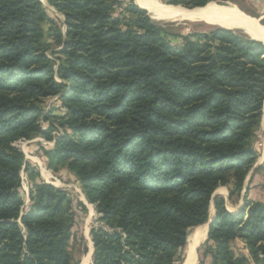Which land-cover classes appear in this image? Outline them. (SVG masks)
Wrapping results in <instances>:
<instances>
[{
    "label": "trees",
    "instance_id": "16d2710c",
    "mask_svg": "<svg viewBox=\"0 0 264 264\" xmlns=\"http://www.w3.org/2000/svg\"><path fill=\"white\" fill-rule=\"evenodd\" d=\"M168 2L204 8L214 0ZM47 3L64 30L41 0H0V264H78L68 193L36 183L24 206L20 172L29 164L12 147L53 140L59 129L54 149L44 150L49 168L76 170L104 224L91 231L93 264H175L212 203L198 264H264V203L245 197L231 213L214 196L222 186L241 192L257 160L264 44L215 29L175 46L133 0ZM54 97L63 115L44 129L42 104Z\"/></svg>",
    "mask_w": 264,
    "mask_h": 264
},
{
    "label": "rangeland",
    "instance_id": "374dc122",
    "mask_svg": "<svg viewBox=\"0 0 264 264\" xmlns=\"http://www.w3.org/2000/svg\"><path fill=\"white\" fill-rule=\"evenodd\" d=\"M42 1V0H41ZM134 1V0H133ZM164 5H170L169 0H157ZM43 2V1H42ZM184 3H190L191 0H183ZM135 3V1H134ZM44 4V3H43ZM215 6V7H226L230 9H236L242 11L247 16L252 19H259L261 14L264 13V0H214V2L208 3L206 6ZM138 6V5H137ZM174 6V5H171ZM181 6L187 10H195L197 8H192V6L176 5ZM205 6V7H206ZM46 11L51 20H53L57 25L62 26L64 22V16L58 13L54 8L49 5H46ZM139 7V6H138ZM148 15L152 21L164 28L170 34V42L175 46L183 45V38L185 36L194 35L197 33H209L215 29H222L217 24L211 21L206 22H189V21H180L174 19H161L153 16L149 11ZM262 25H264V20H261ZM46 32V40L51 46V51L59 52L61 50L60 45H56L54 40L51 38L50 25H43ZM63 30L65 29L62 26ZM234 31L235 33L251 38L247 35L246 32L240 29H228ZM50 52V51H49ZM50 57H53L48 53ZM60 56V55H58ZM63 58L62 56H60ZM56 58V57H54ZM43 116H49L50 120L40 121L44 129H48L49 126L54 124L55 127H58L56 118L63 115L61 109V103L58 100V97L49 98L44 101L42 104ZM264 110V109H263ZM263 119V116H262ZM59 129V128H58ZM63 135L61 129L54 131L52 133L53 140H47L41 136L34 138L33 140H20L14 144L12 147L18 149L24 154V160L29 164L28 171H25V166L22 167L20 172L21 174V191L24 199V206H29L30 204V189L36 183H47L54 186L57 189L65 190L68 193V197L72 202L76 217L75 225L72 229V238H71V251L74 255V258L78 264H81L84 257L88 256L91 253L92 258L89 264H93V254H94V243L91 236V231L93 228L104 226L102 222L99 221V215L97 213V205L89 203L86 194L83 190V184L81 182V177L78 176L76 170L71 169L70 165L67 163L60 166L58 169L49 168V159L46 157L44 150H52L55 146V140L58 136ZM263 140H264V131L262 128V122L259 129L256 132V139L254 141V149L256 151L257 160L247 177L244 188L241 192L234 191L232 194V185L222 186L218 188L215 192L216 196H225L226 205L231 210L229 196L232 195L234 203H238L239 200H242L244 207V200L247 197L251 201H258L264 203V160H263ZM51 176V180L46 178L45 174ZM84 205L86 210H83L82 206ZM228 208V209H229ZM239 208V209H240ZM213 210V211H212ZM236 212H238L236 210ZM235 212V213H236ZM216 214L214 204L212 203L210 209V218H213ZM207 229V238L199 245L196 250L197 261L196 264L203 258V253L206 249V244L208 240V223L201 225ZM200 227V226H199ZM107 228V227H106ZM198 228V227H196ZM196 228L190 229L188 232V240L186 247L181 250L175 261V264H184L187 259V253L189 245L193 243V237L195 235ZM244 246L245 243H244ZM246 248V247H245ZM248 254V251H247ZM249 257V255H248ZM210 264V257L205 260V264ZM251 263V262H250ZM251 264H254L253 262Z\"/></svg>",
    "mask_w": 264,
    "mask_h": 264
},
{
    "label": "bare ground",
    "instance_id": "6f19581e",
    "mask_svg": "<svg viewBox=\"0 0 264 264\" xmlns=\"http://www.w3.org/2000/svg\"><path fill=\"white\" fill-rule=\"evenodd\" d=\"M44 5H48L46 0H42ZM141 7L146 8L153 16L165 19H174L189 22H206L211 21L221 28L225 29H240L247 33L252 38L264 42V26L259 21L250 18L239 10H233L226 7L206 6L204 8H197L195 10H187L181 6L164 5L157 0H135ZM264 18V17H262ZM262 128L264 131V110L262 119ZM263 160H264V140H263ZM45 174V173H44ZM46 178L51 180L49 174H45ZM213 211V210H212ZM207 229L205 227L197 228L194 235V241L189 245V259L196 260V248L205 238ZM186 251V253H188ZM91 253L84 257L81 264H89L91 262Z\"/></svg>",
    "mask_w": 264,
    "mask_h": 264
},
{
    "label": "crops",
    "instance_id": "0c3cea01",
    "mask_svg": "<svg viewBox=\"0 0 264 264\" xmlns=\"http://www.w3.org/2000/svg\"><path fill=\"white\" fill-rule=\"evenodd\" d=\"M233 10H236V9H233ZM242 12V11H241ZM245 14V13H244ZM262 17H264V13L263 14H261V16H260V18L259 19H256L257 21H259V23L262 25V23H261V20L263 19L264 20V18H262ZM251 18V17H250ZM262 26H264V25H262ZM232 194V193H231ZM224 199H226L225 198V196H222ZM234 197V196H233ZM233 197H232V195H230L229 196V201H230V205L232 206L231 207V210H230V208L226 205V207H227V209L231 212V213H235L236 212V210L238 211L239 210V208L241 207V205H243V203H242V200H239L238 201V203H234L233 204V201H234V199H233ZM200 227H204V226H200ZM199 228V227H198ZM196 231H197V228H196ZM196 231H195V233H196ZM206 236H207V233H206ZM207 238V237H206ZM205 238V239H206ZM193 241H194V237H193ZM191 245V244H190ZM236 246V248L238 249V251L239 252H242V253H244V254H246L247 256H248V254H247V250L245 249V246H244V242L242 241V240H237L236 241V244H235ZM198 247H199V245H198ZM197 247V248H198ZM197 248H196V250H197ZM196 252V251H195ZM189 252L187 253V259H186V262H185V264H196V261H197V257H196V260L195 261H193V260H190L189 259ZM207 264V263H206Z\"/></svg>",
    "mask_w": 264,
    "mask_h": 264
},
{
    "label": "water",
    "instance_id": "95a60500",
    "mask_svg": "<svg viewBox=\"0 0 264 264\" xmlns=\"http://www.w3.org/2000/svg\"><path fill=\"white\" fill-rule=\"evenodd\" d=\"M134 1H135V0H134ZM41 2H42V1H41ZM46 2H47V0H46ZM42 3H43V2H42ZM47 4H48V3H47ZM135 4L138 5L140 9H142V10H144V11H146V12L148 11L146 8H143V7H141L139 4H137L136 1H135ZM222 29H225V28H222ZM226 30H228V29H226ZM252 39H254V40H256V41H259V42H262V43L264 44L263 41L257 40V39H255V38H252ZM214 196H216V194H214ZM240 211H241V208H240V209L238 210V212H236V213H239ZM215 215H216V214H215ZM214 218H215V216H214L213 218H210L209 221H208V227H209L208 234H209V231H210V225L212 224ZM184 264H185V263H184Z\"/></svg>",
    "mask_w": 264,
    "mask_h": 264
}]
</instances>
